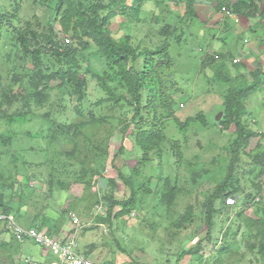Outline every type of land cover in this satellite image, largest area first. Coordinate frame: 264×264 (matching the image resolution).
Returning a JSON list of instances; mask_svg holds the SVG:
<instances>
[{
  "label": "rangeland",
  "instance_id": "374dc122",
  "mask_svg": "<svg viewBox=\"0 0 264 264\" xmlns=\"http://www.w3.org/2000/svg\"><path fill=\"white\" fill-rule=\"evenodd\" d=\"M35 1L0 0V13L5 9L12 12L13 5L18 4L20 20H31L33 15L43 20L48 15L47 4L42 6ZM156 1H159V10L169 6L173 14H183L185 10L183 3L177 5L178 0H147L143 9H154ZM202 1L197 0L196 3ZM256 16L260 20L255 24L257 37L254 33H247L250 38L247 44H244L246 35L234 32L232 47L226 46L223 34L227 29L222 28L218 33L213 25L203 22L201 15L194 17V23L188 25V34L181 42L170 41L169 53L174 66L165 71L166 88L163 90L167 96L171 94L174 98L173 109L180 121L203 113L207 126L196 122L185 132H180L174 119H170L163 128L165 138L160 151H152L147 162L139 164L141 153L133 142L134 134L131 132L135 131L139 121L137 117L132 119V106L122 102L109 110L105 105L97 108L94 104L108 97L93 74L102 72L108 64L95 53L87 54L84 61L79 60L80 71L87 80L86 98L82 104L77 101V96H68L67 86L61 89L54 87L49 91V99L42 105H31L30 119L12 123L0 119V191H5L3 200L9 201L10 214L18 225L29 229L33 226L32 220H35L42 222V230H48L49 224H53V228L57 229L55 235L61 236L72 230L71 214H74L81 223V229L75 233L77 250L84 256L93 252L96 257L89 255L87 258L94 264H169L175 258L177 261L181 249L188 248L195 236L198 239L205 234V201L226 178L227 164L222 158L226 157V148L233 140L231 133L235 131V126L231 125L229 133H222L215 123L222 118L225 98L230 94L228 89L240 86L245 80L243 74L236 75L239 65H231L228 59H225V65L230 68L229 79L225 82L210 80L214 71L218 70L213 64L202 68L201 60L205 53L212 52L219 57L228 53L244 57L242 45H253L257 51L264 53V15ZM171 19L168 22L173 24ZM121 21L120 17L112 21L111 31L115 38L125 33L123 27L118 28ZM12 25L18 26V22ZM126 26L132 27L131 24ZM159 26L154 25V28ZM139 27L144 31L148 29L143 24ZM136 28L130 30L133 36L138 33ZM9 30L6 24H0V77L5 80L11 72L9 64L13 62L12 56L10 60L6 56L13 52L7 46L11 41L7 40L11 38ZM154 32L157 33L153 29L152 34L148 32L145 46L158 43ZM86 62H89L88 65ZM139 63L136 62L137 67ZM16 65L15 69L21 70V66ZM225 74L228 76V72ZM56 84L51 83L52 86ZM176 90L181 92L177 98ZM125 93L126 89L119 90V94ZM176 99L183 107L176 104ZM91 107L98 121L85 126L82 133L74 135L75 129L72 128L69 132L72 136L66 133L57 137L52 135L59 124L69 126L86 120ZM244 112V124L251 130L264 133L263 92L245 101ZM125 123L130 124L123 135L121 129ZM183 136L187 137V141L182 146L181 161L178 162L173 154V141L182 140ZM96 146L105 153L97 150ZM244 151L240 153V166L234 170L235 174L243 180L247 190L256 193L253 205L264 209V139L261 136L252 138ZM101 154L104 155L100 157ZM100 166L103 169L98 173ZM137 169L138 173L134 174ZM119 172L125 178L131 177V184L136 189V202L132 212L115 219L113 215L120 209L117 204L108 223V198L121 202L130 195L128 187L119 179ZM110 179L114 185L110 184ZM165 180H170L178 188L175 202L169 206L160 201ZM189 205L193 207L192 221L182 222L181 225L180 220ZM253 205L240 213L241 228L238 232L235 231L234 214L241 208L240 202L232 206L231 211L214 218L219 222L214 223L211 237L199 249L201 264H262L261 255L248 250L246 236L243 235L245 220L256 219ZM21 213L24 215L22 218L18 217ZM224 231L225 239L229 240L232 234L234 237L231 239L233 244L221 254ZM2 238L0 236V240ZM4 241L6 245L0 246V264H26V259H35V264H41L37 260L41 259V249L37 245L25 243L18 247L9 240ZM48 256L50 258L52 254ZM185 261L182 260V264Z\"/></svg>",
  "mask_w": 264,
  "mask_h": 264
},
{
  "label": "trees",
  "instance_id": "16d2710c",
  "mask_svg": "<svg viewBox=\"0 0 264 264\" xmlns=\"http://www.w3.org/2000/svg\"><path fill=\"white\" fill-rule=\"evenodd\" d=\"M35 2L42 6L47 4L48 15L43 20H39L34 15L31 20H20L18 4L13 5L12 12H7L5 9L2 10L3 13H0V24H6L10 29L11 38L7 40L11 41L7 46L13 51L6 55L8 60L12 59L11 56L13 57L12 64H9L11 72L8 75V80L0 77V119H4L8 123L30 119L31 105L33 104L35 107L42 105L49 99V91L54 87L61 89L67 86L69 88L68 96H77V101L82 104L86 98L87 80L80 71L79 60H83L87 54L95 53L104 58L108 64L102 72L93 73L94 77L99 79V86L108 97L99 99L94 104L97 108L105 105L109 110L114 109L117 104L122 102L132 106L134 112L132 119L137 117L139 121L135 131L131 132L132 135L134 134V145L141 153L139 164L147 162L152 151H158V149L160 151V146L165 138L163 128L170 119H174L180 132H185L191 124L196 122H200L203 127L207 126L203 113L180 121L173 109L174 98L171 94L167 96L163 90L166 88L165 71H170L174 66V61L169 53L170 41L181 42L188 34L187 27L194 23V17L197 14L193 8L194 0H178L176 2L177 5L184 4L183 14H173L170 6L160 10V13H153L154 11L151 10L145 11L143 5L146 0H37ZM262 2L264 4V0H237L233 6V12L242 18H251L257 13L264 15V7H261L263 6ZM158 4L159 2L156 4L157 7ZM217 6L221 8L223 3L219 2ZM119 16L122 18V23L118 24V28L123 27L125 33L122 37L115 38L111 31V24ZM171 17V20L174 21L173 24L169 23ZM14 22H18V26L14 27L12 25ZM128 24H131L132 27L126 26ZM141 24L148 27L147 31L150 34H152L151 29L157 32L153 33L158 39L157 44L150 47L145 46V43L148 42L146 38L148 32L139 27ZM157 24L160 26L154 28V25ZM135 26L140 29V32L136 28L138 33L135 31L136 34L133 36L130 30L133 31ZM218 57L215 52L205 53L201 60V67L215 65L218 71H214L212 79H209L225 82L231 74L230 68L228 69L225 65V59L230 60V64L233 66L237 64H233L234 58L231 53ZM137 61L140 62L139 67L136 65ZM86 63L88 65L89 62ZM16 64L21 66V70L15 69ZM225 72H228V76ZM251 73L253 81L247 82L244 78L245 80L240 86L228 89L230 94L225 98L222 118L215 123L222 133H229L231 125L235 126V131L231 133L233 140L229 143L228 149L226 148V157L222 158L227 164L226 178L217 185L205 201L204 225L206 229L204 236L198 239H196L198 236H195L196 240L193 239L190 247L181 249L178 252L177 263L183 257L191 256V258L194 257L195 264H201L199 249L202 243L211 237V230L215 228L214 223L219 222L214 218L233 209L234 205L230 206L225 203L226 198L232 197L235 199V204L240 202L242 205L239 211L237 210V213L234 214L236 232L241 228L242 216L240 213L250 204H254L252 199L256 197V193L247 190L243 180L238 175L236 176L234 171L239 169L240 153L245 152L249 141L259 136L264 139V133L249 129L242 120L243 113H245V101L253 94L264 91V71L257 68ZM214 75H217L216 78L213 77ZM236 75H240V73H236ZM51 83L57 84L52 86ZM121 88L126 89L125 94H119ZM180 93L179 90H176V98ZM176 104L181 105L182 103L176 99ZM75 110L76 113H79L76 108ZM97 121L91 107L86 120L69 126L59 124L52 135L55 137L62 133L68 135L72 128L75 129L74 135H78L82 133L85 126ZM129 124L125 123L122 126L121 133L123 135ZM28 134L30 135V133ZM70 135L72 136V133ZM9 139L7 141H10ZM186 141L187 137L185 136L182 137V140L173 141L175 149H173V154L178 162L181 161L179 157L182 155V146H185ZM95 148L105 153L100 147L96 146ZM101 169L103 167L100 166L97 172L99 173ZM133 172L134 174L138 173V169ZM158 178L161 179V177ZM119 179L126 188L128 187L130 195L121 202L114 201L113 197L108 198V223L111 222L112 209L117 204L120 209L113 215L115 219L134 210L136 189L131 184V177L125 178L119 172ZM109 182L114 185L113 180L110 179ZM4 193L5 191H0L1 212L10 214L9 201L3 200L2 197ZM177 194L176 185H172L170 180H165L162 185L160 201L169 206L175 202ZM253 208L256 219L245 220L243 235L246 236L248 250L260 254L262 264H264V209L255 205ZM22 216H24L23 213L18 215L20 218ZM191 218H193V207L189 205L180 224L191 222ZM32 223L33 228L41 229L42 222L32 220ZM51 228H53L52 224H49V233H52L49 231ZM225 232L223 247L219 251L221 254H224L230 244H233L231 239L234 234L227 240ZM251 239H254V242H250ZM5 245L6 242L0 240V246Z\"/></svg>",
  "mask_w": 264,
  "mask_h": 264
},
{
  "label": "crops",
  "instance_id": "0c3cea01",
  "mask_svg": "<svg viewBox=\"0 0 264 264\" xmlns=\"http://www.w3.org/2000/svg\"><path fill=\"white\" fill-rule=\"evenodd\" d=\"M196 1L197 0H195L194 7H193L194 12L197 13L198 15H201L204 18L203 22H206V23H209L210 25H213L216 28V30H218V33L222 31V28L227 29V31H224L225 33L223 34L224 35L223 39L225 38L226 43H227L226 46L229 45L230 47H232L231 45H232V41L234 38V32L239 34V35H241V34L246 35V39H248L249 41H250V38L247 36V33H249V32L254 33L255 37H257L256 36L257 34L254 31L255 30V24H257V22L260 20L257 19L258 17L256 15L252 16L251 18H248V17L242 18V17L238 16L240 21H239V24H237L234 21V18L231 19L228 17H226V18L221 17V14L219 13L218 6H217L218 0H203L202 2H197V3H196ZM261 5H263V7H264L263 2L261 3ZM261 10H260V12H261ZM201 13H203V14H201ZM197 14H196V16H198ZM257 14H259V13H257ZM232 24H234V25H232ZM209 28H211V27H209ZM228 29H231V30H228ZM232 31H233V33H232ZM244 35H242V36H244ZM215 37L216 36H214V38ZM256 41H258V38L256 39ZM261 41H263V39H261ZM244 50H246V52H243ZM252 51H254V54H252L253 53ZM241 53H242V56H244V57H240L239 54L233 55L231 53L233 55V58H239V59L241 58L240 59L241 62L239 64H237V65H239L237 73L242 72L240 74H243V76L247 80V82H251L252 81V77H251L252 73L251 72H253L257 68L264 71V53L263 52L261 53L259 50L257 51L253 45H251V47H245L242 45ZM234 74H235V72H234ZM71 226H72L71 228H73L72 223H71ZM56 230L57 229H55V228H51V230H49V231L55 235ZM61 235H64V234H61ZM2 239L3 240L6 239V241L8 240L5 237ZM25 243L34 244L32 242H29V241H26ZM25 243H23V244H25ZM23 244H21V245L16 244V246L20 247ZM79 253L82 254L81 252H79ZM40 255H41V259L40 260L37 258L36 259L41 264H51L57 260L55 258V256H53V255L49 258V256H48L49 253H46L42 249H41ZM85 255H86V253H85ZM89 255L96 257V255L93 252H90ZM89 255L85 256V257H90ZM47 259H49V260H47ZM27 260H28V262L25 261L24 263L35 264V259L33 261H31L29 259H27ZM182 260H186L185 264H195L196 263V261H193L194 257L191 258V256L183 257L178 262V264H182ZM171 262L169 264H176V258L173 261V263H171Z\"/></svg>",
  "mask_w": 264,
  "mask_h": 264
},
{
  "label": "built area",
  "instance_id": "2783aa9c",
  "mask_svg": "<svg viewBox=\"0 0 264 264\" xmlns=\"http://www.w3.org/2000/svg\"><path fill=\"white\" fill-rule=\"evenodd\" d=\"M237 62V60L235 61ZM227 205H234L235 199L228 197L225 202ZM72 223L79 229L80 221L71 214ZM0 236H4L8 240L15 241L19 244L26 240L33 241L42 247L46 253H51L57 258V262L51 264H94L90 260L84 258L77 252V244L75 242V234L67 236L65 241L46 234L44 231L36 229H24L16 224L15 219L8 214L0 213ZM28 262V260H25Z\"/></svg>",
  "mask_w": 264,
  "mask_h": 264
},
{
  "label": "clouds",
  "instance_id": "9594fccd",
  "mask_svg": "<svg viewBox=\"0 0 264 264\" xmlns=\"http://www.w3.org/2000/svg\"><path fill=\"white\" fill-rule=\"evenodd\" d=\"M236 1L237 0H218V3L219 2H222L223 3V6L221 7V8H219V6H218V11H219V13L221 14V17L222 18H226V17H228V18H234V21L237 23V24H239V21H240V19H239V15H237L236 13H234L233 12V6L235 5V3H236ZM241 1H245V0H241ZM146 2H147V0H146ZM145 2V3H146ZM157 3L159 2V1H156ZM218 3H217V5H218ZM170 8V7H169ZM151 11H154L153 13H160V10L158 9V7L156 6V4L154 5V9H152ZM239 16V17H238ZM120 17V16H119ZM121 18V17H120ZM120 25V24H119ZM139 31V30H138ZM247 42H248V40L247 39H244V44H247ZM241 59V58H240ZM239 58H234L233 59V64H239L240 62H241V60H240ZM237 60V62H235ZM253 81V80H252ZM264 93V91H260L259 93ZM255 94H257V93H255ZM254 95V94H253ZM181 107H183V105L181 104L180 105ZM227 199V198H226ZM226 199H225V202H226ZM235 205V204H234ZM1 207V206H0ZM2 210V209H1ZM1 210H0V213H2L1 212ZM2 214H4V213H2ZM8 215H11V214H8ZM12 216V215H11ZM13 217V216H12ZM14 218V217H13ZM78 218V217H77ZM79 219V218H78ZM15 222H16V220H15ZM16 224L18 225V223L16 222ZM81 224V223H80ZM72 225H73V223H72ZM20 226V225H19ZM21 227V226H20ZM33 227H31V228H29V229H32ZM33 229H36V228H33ZM81 229V225H80V227H79V229H77V227L75 226V225H73V228H72V230L70 231V232H67V234H64V235H61V236H56V235H54V234H52V233H49L48 232V230H42V229H40V230H38V229H36V230H38V231H44L46 234H48V235H50V236H53V237H55V238H58V239H60L62 242L63 241H65L66 240V238H67V236L68 235H70V234H75L76 233V231H79ZM1 237H3V236H1ZM10 242H12L13 244H19V243H17V242H15V241H12V240H9ZM26 241H29V242H32V243H34L33 241H30V240H26ZM25 241V242H26ZM24 242V243H25ZM75 242H76V244H77V241H76V236H75ZM21 244H23V243H21ZM20 244V245H21ZM35 244V243H34ZM35 245H37L39 248H41L42 249V247L40 246V245H38V244H35ZM77 249H78V244H77ZM43 250V249H42ZM77 252H78V250H77ZM79 253V252H78ZM80 254V253H79ZM81 255V254H80ZM54 256V255H53ZM83 256V255H82ZM84 258H86V259H88L87 257H85V256H83ZM56 258V257H55ZM57 259V258H56ZM88 260H90V259H88ZM91 261V260H90ZM57 262V260L55 261V263ZM92 262V261H91Z\"/></svg>",
  "mask_w": 264,
  "mask_h": 264
}]
</instances>
